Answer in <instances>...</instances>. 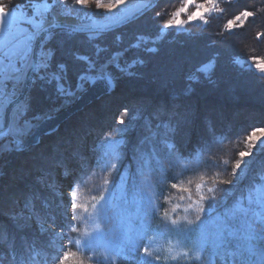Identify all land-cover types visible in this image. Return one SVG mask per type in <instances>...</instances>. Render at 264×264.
Masks as SVG:
<instances>
[{
  "label": "rangeland",
  "instance_id": "374dc122",
  "mask_svg": "<svg viewBox=\"0 0 264 264\" xmlns=\"http://www.w3.org/2000/svg\"><path fill=\"white\" fill-rule=\"evenodd\" d=\"M0 2H3V0H0ZM43 2L44 0H31L23 3H16L12 0H8L4 3L8 4L9 7L13 5L18 6L12 8L11 15L13 16H19L21 12L31 16L36 10L34 5H42ZM47 2L52 5L49 12L46 13L49 23H69L80 26H92L93 23L96 25L107 24L109 16H129L141 9L144 0H121L116 8L112 9L110 12L104 9H97L94 3H90L87 7H82L76 4L75 0H56L54 4L53 0H47ZM103 2L108 3L110 0H103ZM112 2H114V0H112ZM197 2H205V0H197ZM251 2L252 0H231L229 4L224 2V0H219L218 7L225 9V11L223 13H214L212 16L207 17V19H209L210 22H212V20H220L223 32H228L227 22L233 20L235 26L232 32L244 27H249L256 30L255 33L257 37V33L264 32V30H262L263 28L260 29L264 27V11L259 12L255 17H249L247 20L241 17L240 21H235V16L239 15L245 8H248L250 11L255 10L253 7H250ZM184 3H186V0H179L178 5H170V3L166 2L160 3L158 6L156 5L157 7L155 6L147 12V17L154 21L147 29L133 24L122 30L120 29L118 32L109 34L101 35L98 32L87 33V37L82 36L75 39V48L73 49L72 47L61 49L57 45L58 48H60L57 50L55 47L56 44L54 45L55 41L53 40L56 35L61 30H66V28H58L52 31L51 38L46 44V47L51 49V62L47 71L49 73L56 72L58 70V65H64L65 72L62 83L65 89L72 92L73 95H61L57 90V83L55 81L48 82L47 80H41L35 77L33 86L27 96L19 102L25 103L28 106L19 124L22 125L24 120H28L38 125L45 117L57 114L71 107L78 96L89 87L90 81L84 83L79 79L81 74L85 73L87 64L84 61L77 60V55L89 57L91 61L95 62L97 71H100V66L103 65L104 67L102 70L112 77L115 87L111 92L93 100L83 109L78 110L68 117L61 123L58 130L52 134L42 136L40 144L31 145L22 148V150H16L15 145H11L9 148L0 147V227L6 228L9 226V223L15 227L18 226V230L15 231V233L19 235L16 238V242H21L20 245L16 247L18 255L23 252L22 244L24 241L26 240L29 242V239H27L28 236L23 235L21 229L34 238L37 237V240L41 243L48 244L47 246L55 252L66 245L64 239L61 240L55 235V232L61 230L60 225H58L59 223L57 224L58 219L62 218V221L69 222L70 218L74 216V209L70 207V202H73L70 197V188L72 184H74V178H78L79 173L86 169V166L83 164L88 162V157H91L89 160H93L92 157L96 154L97 144L107 132L105 130H113L114 127L120 129L119 131L126 129L131 131L136 129V132L139 133L142 130L148 129V124L145 125L141 120L146 107L138 104H141L147 99L151 100L152 97L150 98L149 94H153L154 91L145 89L146 87L144 86L140 87L139 84L135 83L138 82V77H140L138 70L141 68L145 70V68L148 67L147 64H145L144 58H142L143 54L149 55L150 53L158 51V46H160L161 42L167 41L168 37L171 38V35H180L184 32L191 33L192 31H190V28L197 25L200 26V28L207 26L197 20L186 23L179 28H165L164 25L167 20L173 18L175 12L181 8ZM255 4L260 5L261 0H255ZM194 10V8H189V14ZM157 13H161V15L157 16ZM187 16L188 14L182 13L180 19L186 21ZM59 17L70 18L71 21H63L60 20ZM261 21H263V24H260ZM141 22H144L143 19ZM255 22H258V24H255ZM67 30L70 31V29ZM54 31L58 32L54 33ZM90 36L92 37L91 39ZM259 38H262V42L264 41V35L259 36ZM60 41L61 40H59L58 43H61ZM97 48L103 49L99 55L96 54ZM149 49H154V51H150ZM252 57L264 58V55L238 56L233 62H235L236 65L264 75V73H261V71L255 67L256 62L252 61ZM215 59L216 57H213L208 59L205 63L198 64V71L203 66L207 67L206 71H199L201 75L208 76L210 74L216 65ZM140 83H143L145 86L148 85L145 80ZM22 87L23 85L21 89ZM147 94L148 97H146ZM115 96L119 98L122 97L121 99L126 98L125 101H127V103H124V100H119L115 107L109 105L108 101L111 98H115ZM125 109L127 111H125ZM205 109L210 112L213 110V108L209 107ZM237 110L238 113H241V118L244 115V124L246 126L255 124L245 136L240 148V151H251L253 155L251 157H245L246 163L242 164L241 170H237L235 176L233 175V168L236 160L239 159L238 153L240 151L233 155L230 178L234 183L231 186L235 187L241 180L244 181L248 176H252L251 178H253V181H251L249 185L251 188L254 184L261 183L260 179L259 181L254 180L256 178L252 175L253 171L259 174L260 177H264V152H256L255 149L249 147L246 138L250 135L253 140H256L258 137L264 138V113L251 106L239 107ZM5 112L6 108L0 103V128L4 127ZM14 113L15 108L11 111V120ZM219 117L220 116H218V118ZM239 118L238 114L233 116L232 121L235 123L231 126L238 123L241 125L242 121H240ZM225 119L224 116L219 118V123L217 124L225 123ZM120 121H123V123ZM35 128L32 129V132ZM188 128L189 125L185 127L183 132L187 137H189L190 129ZM191 129H193V127ZM30 135L26 136L24 141H26ZM11 140L12 136L0 139V146L5 145L6 142H10ZM111 146H114V144L111 143ZM64 158L69 159L67 169L70 170V174L64 173L63 167L65 166L54 167L55 164L53 162L56 159ZM172 159L173 158H171V160ZM163 160L164 163H167V160H170V158L164 157ZM91 162L90 168L93 166ZM41 168L46 170L50 168V171L51 169L54 170V177H49L50 180H54V189H50L37 181V177L42 174ZM123 189L124 188H118L117 190L115 189V191H109L107 195L103 196L105 200L101 201V203L107 202L111 205V209L108 212V219L106 220L98 218L94 212L93 205H96L100 197L93 203L89 209L91 215L89 223L81 232L82 234L79 236V239L83 240L85 231L94 234L97 224L103 232L111 233L114 238L123 242H127L128 240L136 241L139 235L144 232L146 238L143 240H145L146 245L152 252H155V255H160L162 257L161 261L157 262V264H172L176 262L191 263L194 261L203 264H211L216 256L225 257V255L232 253L228 247H215L214 238L211 235L214 232L212 221L198 222L197 225L192 226L194 230L191 232L186 231L188 227L186 215L174 219L178 221L177 225H171V220L167 218L163 225L157 223V226H150V221L146 220L148 219V216L145 214L146 210L143 209V203L147 202L145 193L143 195L144 201H142L141 199L132 198L129 193L126 191L124 192ZM34 190L38 192L41 191V194L38 193L40 197L46 195L47 207L44 206L43 200H36L35 205L39 210V217H34L31 221L25 222L18 214L24 210L25 200L33 194H36L33 192ZM117 203L119 204L118 208H116ZM98 206L99 205H97V207ZM202 228L209 233V237L204 249L201 251L199 242ZM1 232L4 231L2 230ZM239 243L245 255L241 258L242 260H247L250 264H262V261H264V247L256 244L258 242L255 238L250 241H239ZM0 245L4 246L2 248L7 252L11 248V246H8L4 241H1ZM129 247H131V245H129ZM44 248H46V246ZM197 253L200 255V259L198 260L195 259ZM177 254H179V259L177 261L163 259L164 257H171ZM118 257L121 256L114 255L111 260L106 262H112ZM7 264H15V262L10 257Z\"/></svg>",
  "mask_w": 264,
  "mask_h": 264
},
{
  "label": "trees",
  "instance_id": "16d2710c",
  "mask_svg": "<svg viewBox=\"0 0 264 264\" xmlns=\"http://www.w3.org/2000/svg\"><path fill=\"white\" fill-rule=\"evenodd\" d=\"M5 1L8 0H3V3ZM12 1L23 3L31 0ZM165 2L170 3V5H178L179 0H159L157 6ZM142 19L143 23L141 22ZM153 22L145 13L120 28L98 33L102 35L118 32L120 29L133 24L147 29ZM260 24H263V21ZM191 28V33L184 32L180 35H171V38L168 37L167 41L161 42L162 46L161 44L158 46V51L149 55L143 54L142 58L148 67L145 70L142 68L138 70L140 77L135 83L139 84L140 87L144 86L145 89L154 91V93L149 94V97H152L151 100L147 99L138 105L146 107L141 120L145 125L151 123L152 133H156V135L153 136L148 129L139 133L136 132V129L119 131L120 129L114 127L113 130H105L107 132L98 142L96 154L92 157L93 160H89L91 157H88V162L83 164L86 169L84 168L85 170L79 173V177L84 174V180L78 182L79 177H73L74 184L70 190L71 192L75 191L76 196L72 200L76 204L86 206V210L84 208L74 209L73 215L76 219L71 221V224L76 230L69 232V222L62 221V218L58 219L57 224L59 223L61 229L67 233L64 238L66 245L55 252L47 246L48 244L41 243L37 237L34 238L21 229L22 234L28 236V244L32 245L35 251L47 254L48 264H60L59 258L64 251L78 254V257L71 258L64 264H74L75 259L79 257L86 260L88 257H92L90 264H101L102 257L93 256L87 250L81 251L78 246L68 244V236L79 239L81 232L89 223L91 216L89 209L99 197L107 195L109 191L124 188V192L129 193L132 198L142 201H144L143 195L146 188L153 192L157 197V209L153 210L147 202L143 203V209L146 210L145 214L148 216L146 220L150 221V226L157 223L163 225L167 218L172 220L184 215L188 220H195V204L201 195L206 197L212 195L208 191L209 189L215 191L216 202H212L211 206H209V201L204 202L206 211L201 215V221H212L215 216L223 214L226 207L232 206L241 194L247 195L250 182L253 181L252 176H248L244 181L241 180L239 185L234 184L235 187L223 184L222 181L231 180L233 155L240 151L242 141L250 129L255 126V124L246 126L244 115L241 118V113L237 112V108L251 106L264 113V75L236 65L233 61L238 56L264 55L263 37H256V30L249 27L231 33L223 32L220 20H212L203 28L198 25ZM260 29L264 30V27ZM58 31H54V33ZM82 36L87 37V33L71 32L70 34L69 30L64 29L56 35L53 41H55L54 45L56 44L57 50L69 47L73 49L75 48V39ZM59 40L61 43H58ZM213 57H216V65L208 76L201 75L198 71V64L205 63ZM143 80L148 83L147 86L140 83ZM121 98L115 96L108 103L115 107L117 101L126 100V98ZM208 107L213 108V110L211 112L206 110L205 108ZM161 109L165 110L163 116L165 121L173 113L176 114L175 118L172 119V125L175 126L174 132H168L163 127H156L160 121L153 119V116ZM236 114L242 121L241 125L238 123L231 126L235 123L232 120ZM218 116H220L219 118L224 116L226 122L217 124L219 123ZM188 125L190 129L193 127L191 130L188 128L189 137L183 133ZM213 136L221 140L222 143L217 151L212 154L214 162L209 163V154L201 155L199 148L203 141ZM145 137H148L146 142ZM111 143L114 146H111ZM166 144L174 145L177 153L183 157H189V159L176 160L174 156L170 157ZM153 148L155 149L154 153ZM164 157L173 159L167 160L165 164ZM56 160L62 161L63 166H65L63 167L65 173L69 159ZM145 160L148 162L145 163ZM90 162L93 165L92 168H90ZM112 165L115 167L113 168ZM67 170L70 174V170ZM47 171L51 172V176L54 177V170L51 169L50 171L49 168ZM252 175L256 178L254 180L259 181V174L253 171ZM105 180L108 181L107 184L104 183ZM172 184H177L179 187L172 188ZM198 185L202 187H198ZM33 192L41 194V191L34 190ZM40 199L43 200V203L47 201L46 195ZM190 205L192 206L190 207ZM118 207L119 204L117 203L116 208ZM165 213H167V217ZM8 225L6 228L0 227L2 234H0V242H6L16 251V247L21 243L20 241L16 242L19 235L15 231L18 230V226L15 227L11 223ZM255 228L257 232L264 231V226L257 224ZM2 230L4 232H1ZM4 233H7V240L3 239ZM255 239L258 242L256 244L264 247V239L259 237ZM136 242L138 247L135 252L126 251L124 256L118 257L112 262L104 261L103 264H140L143 246L147 245L143 239H137ZM238 243L239 241H233L228 246L229 250L232 253H237V255L216 256L211 264H250L249 261L241 259L245 255L241 249L242 246L237 248ZM0 246V254H3L4 264H7L10 258V250L7 252L2 248L4 246ZM45 246L46 248H44ZM22 247L23 252L20 255L27 256L28 253L24 251V243ZM153 254L155 255V252ZM53 256L57 257L55 262L52 260ZM40 264H44L43 258H40ZM172 264L203 263L194 261Z\"/></svg>",
  "mask_w": 264,
  "mask_h": 264
},
{
  "label": "snow or ice",
  "instance_id": "6c2138e0",
  "mask_svg": "<svg viewBox=\"0 0 264 264\" xmlns=\"http://www.w3.org/2000/svg\"><path fill=\"white\" fill-rule=\"evenodd\" d=\"M121 0H110L108 3H104L103 0H75V3L87 7L90 3H94L97 9H104L105 11H111L116 8L117 4ZM226 3H231V0H224ZM56 3V0H53V4ZM219 0H205V2H197V0H186V3L179 8L173 18L167 20L164 25L165 28L172 27H182L186 23H191L193 21L199 20L202 24L208 25L210 23L207 17L212 16L214 13H223L225 9L218 7ZM207 5V6H206ZM152 6L151 0H144L141 5L142 9H146ZM18 7L13 5L9 7L8 4L0 2V103L7 108L8 105L14 104L16 97L21 92V86L25 84L32 76H35L41 80H47L48 82L55 81L57 83V90L61 95H73L72 92L65 89L62 81L64 79L65 67L64 65H58V70L56 72L49 73L47 69L50 67L51 62V49L46 47L47 41L51 38L52 30L59 27L55 23H49L47 21L46 13L49 12L52 5L44 0L43 4L34 5L35 12L33 15L29 16L23 12L19 16H13L12 8ZM250 7H253L255 10L250 11L248 8H245L235 16V21H240L241 17L244 20H247L249 17H255L259 12L264 11V0H261L260 5L255 4V0H252ZM189 8H194V11H191L189 14ZM42 9V11H41ZM188 14L187 20H181V14ZM157 16L161 13H157ZM127 17H117L109 16L108 23L104 25H96L93 23L92 28L94 30L103 31L104 29L111 26V24L123 23ZM228 32L231 33L235 22L229 20ZM86 29H71V32L75 31H85ZM264 35V32L257 33V37ZM92 37L90 36V39ZM38 46V47H37ZM154 51V49H149ZM103 51V49L97 48L96 54ZM77 60L84 61L87 64V69L85 73H82L80 76L81 82L87 83L91 81L95 83L97 79L106 80L109 84L111 83V78L108 76L102 69L103 65L100 66L101 70L97 71L95 62L91 61L87 56H76ZM255 63V67L258 68L261 73H264V58L252 57L251 58ZM207 67L203 66L199 71H206ZM11 85V86H10ZM27 104L25 103H15V113L12 117V120L5 128H0V139L5 137L12 136L10 142H6L5 145L0 147L9 148L11 145H15L16 150H22V145L24 138L31 134L32 129L37 127L32 121L24 120L23 124H19V121L23 119L27 111ZM125 111H127L125 109ZM165 115V110L161 109L154 114L153 119L159 120L160 123L156 125L157 128L163 127L168 132H174L175 126L172 125V119L175 118L176 114L173 113L167 121L163 119ZM123 123V121H120ZM148 131L152 133V125L149 123L147 125ZM153 136L156 133H152ZM148 140V137H145V142ZM246 140L249 143V147L256 150V152H264V138L252 139V136H248ZM222 143L217 137L213 136L208 140H205L201 143L199 151L201 155L208 153V162L213 163L212 154L217 151L219 145ZM168 149V154L170 157L174 156L176 160L189 159V157H183L181 154L177 153L174 145L166 144ZM153 153L155 149H152ZM253 153L251 151H240L238 153L239 159L236 160L233 175L237 174V170H241L242 164L245 162V157H251ZM148 161L145 160V163ZM55 166H63L62 161L55 160L53 162ZM114 168L115 165H112ZM41 175L37 177V181L50 188H55L54 180H50L51 172L46 169L41 168ZM65 174H68V170L65 169ZM261 183L254 184L249 190L247 195L241 194L236 202L230 206L226 207L223 214L217 215L212 220V225L214 227V232L211 234L214 238L215 247H228L232 244L233 241H250L254 238L264 239V231L257 232L255 225L264 226V177H259ZM84 180V174H81L78 182ZM105 184L108 183L107 180L104 181ZM223 184L232 185L233 180H224ZM172 188H177L179 185L172 184ZM198 187H202L198 185ZM209 192L212 193L210 197L201 195L199 200L195 204V220L187 221V232L193 231V225H197L198 222H201V215L205 213L206 209L204 207V202L209 201L211 206L212 202H216V193L213 189H209ZM147 197V204L153 210H156L158 207L156 195L148 191L147 188L144 190ZM76 192L73 191L70 194V197L74 199ZM39 194H33L30 196L24 204V210H22L18 216L25 222L31 221L34 217H39V210L36 208L35 201L39 200ZM105 198L100 197V200L97 201L96 205H93L95 215L98 218L108 219V212L111 209V205L107 202L101 203ZM97 205H99L97 207ZM44 206L47 207V202H44ZM192 205H190L191 207ZM70 207L72 209L84 208L86 206L83 204H76L70 202ZM26 212V214H25ZM167 217V213H165ZM76 219L75 216H72L69 221L68 231H75L76 229L72 227L71 221ZM171 225H177V220H171ZM146 232V229H145ZM55 235L61 240L65 238L67 233L61 229L58 232H55ZM209 233L203 228L200 231V242L199 246L201 251L204 249ZM145 233L142 232L138 239H145ZM4 240H7V233H4ZM68 244H74L78 246L81 251L87 250L92 253L93 256L102 257L103 264L104 261H109L113 256H124L126 250L130 252H135L138 244L136 241L128 240L127 242L119 241L113 237L111 233L103 232L99 225H96V231L94 234H90L87 231L84 233L83 240L73 238L68 236ZM131 245V247H129ZM237 248L240 247L238 243ZM24 251L28 253L25 255H18L17 252L10 248L9 255L15 264H40V258H43L44 264H48L47 254L41 253L34 250L32 245H29L28 242L24 241ZM186 255V254H185ZM229 255L235 256L237 253H229ZM78 257L77 253L70 251H64L63 255L59 258L60 264H64L65 261H68L71 258ZM92 257H88L87 260L83 257L76 258L74 264H90ZM57 257L53 256L52 260L55 262ZM162 257L160 255H154L148 246H143L142 254L140 256V264H157L161 261ZM165 260L177 261L179 259V254L164 257ZM195 259H200L199 253L195 256ZM0 264H4V256L0 254ZM264 264V261H262Z\"/></svg>",
  "mask_w": 264,
  "mask_h": 264
},
{
  "label": "water",
  "instance_id": "95a60500",
  "mask_svg": "<svg viewBox=\"0 0 264 264\" xmlns=\"http://www.w3.org/2000/svg\"><path fill=\"white\" fill-rule=\"evenodd\" d=\"M152 6L148 7L146 9H139L133 14L127 16V19L123 23H116V24H111L110 27L104 29L103 31H98L94 30L92 26H80V25H74V24H69V23H55L59 25V27L54 28H66V29H86L85 31H75L79 33H92V32H106V31H111L117 28H120L136 19L139 17L143 16L145 13L153 9L159 0H151ZM52 30V31H53ZM38 47V46H37ZM109 76V75H108ZM111 78V83L109 84L106 80H99L97 79L95 83H92L91 81L89 82V87L84 90L76 99L75 103L71 106L68 107L62 111H60L57 114L54 115H49L45 117L35 128V130L31 133V135L27 138L26 141L23 142L22 148H26L31 145H37L40 143L42 136L47 135V134H52L56 130H58L59 126L63 121H65L68 117H70L72 114L77 112L78 110L83 109L85 106H87L89 103H91L93 100L98 99L104 94H107L113 90L115 87L114 81ZM35 76H32L25 84H23V87L21 89L20 94L16 97L14 104L21 102L28 94L30 91L31 87L33 86ZM14 104L8 105L6 108L5 112V122H4V127H7L8 124L11 121V111L14 108Z\"/></svg>",
  "mask_w": 264,
  "mask_h": 264
},
{
  "label": "bare ground",
  "instance_id": "6f19581e",
  "mask_svg": "<svg viewBox=\"0 0 264 264\" xmlns=\"http://www.w3.org/2000/svg\"><path fill=\"white\" fill-rule=\"evenodd\" d=\"M59 19H60V20H63V21H68V22L71 21L70 18H62V17H59Z\"/></svg>",
  "mask_w": 264,
  "mask_h": 264
}]
</instances>
